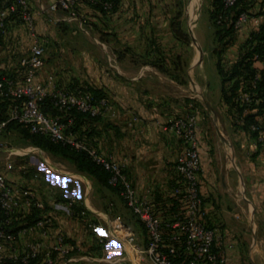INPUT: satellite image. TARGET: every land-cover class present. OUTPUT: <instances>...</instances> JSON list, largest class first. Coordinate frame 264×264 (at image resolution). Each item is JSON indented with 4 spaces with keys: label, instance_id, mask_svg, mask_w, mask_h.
Wrapping results in <instances>:
<instances>
[{
    "label": "crops",
    "instance_id": "0c3cea01",
    "mask_svg": "<svg viewBox=\"0 0 264 264\" xmlns=\"http://www.w3.org/2000/svg\"><path fill=\"white\" fill-rule=\"evenodd\" d=\"M36 2L39 3L38 0ZM168 2L170 0H119L116 9L110 13H101L83 4L77 9V19L69 18L62 12L48 14L47 0L38 5L42 14H48L54 22L77 21L81 24L83 19L94 22V26H102L105 36L102 44L109 45L106 41L113 39L114 45L122 47V54L129 57L132 53L148 56L151 54L148 41L151 44L162 36L177 43L166 15ZM200 6L199 0H190L187 12L198 11ZM252 11L255 15L262 12V8L255 4ZM195 18L193 16L192 20L197 28L200 16ZM263 22L261 14L248 19L235 43L225 53L228 63L236 60L238 50L249 33L257 30ZM161 30L165 32L163 35ZM32 44L33 37L24 23L8 21L6 34L0 37V71L16 79L22 78L23 71L17 59L28 54ZM161 71L158 66L136 64L126 58L122 62L116 61L111 78L107 77L109 75L99 76L94 86L108 94L119 115L95 122L90 130L98 152L123 164L137 194L148 197L158 214L166 215L175 209L171 205L170 194L175 180L174 165L182 144L172 133L163 132L161 127L179 118L176 116L181 114L183 107L179 105L177 109V97L169 95L168 89L177 87V83L169 78L161 79ZM149 72L152 74L148 75ZM53 74V66L47 61L36 80L44 81ZM54 79L58 87L68 88L59 81L64 82L59 74ZM191 83L199 88V82L191 80ZM206 103L212 106L209 109L215 116L214 110L221 105V91L217 99L210 98ZM224 110L220 112L225 128L222 132L216 129L214 134L202 116L190 115L195 117L197 128L201 166L198 184L207 211V223L218 230L216 248L227 264H264V157L250 134L231 126ZM214 116L207 113L208 119H214ZM34 151L43 154L33 146L18 151L24 155L16 157V160L23 161ZM22 167L26 168L18 166V170ZM10 179L17 180L14 177ZM37 181L31 177L30 183L35 185ZM117 199L116 212L120 210L123 214V204L118 196ZM71 203H68L70 207ZM126 223L135 232L139 231L136 224ZM80 234L83 235V232ZM138 234L143 240V230ZM125 256L133 261L131 256Z\"/></svg>",
    "mask_w": 264,
    "mask_h": 264
},
{
    "label": "built area",
    "instance_id": "2783aa9c",
    "mask_svg": "<svg viewBox=\"0 0 264 264\" xmlns=\"http://www.w3.org/2000/svg\"><path fill=\"white\" fill-rule=\"evenodd\" d=\"M11 1L13 4L9 10L14 12L16 8L20 9L21 20L30 31L33 44L28 54L19 61L23 71L22 78L0 75V100L10 103L5 119H0V137L7 125L14 122L25 127L31 134L48 138L52 143L87 153L109 174V186L118 190V197L123 205L142 227L144 239L139 238L116 212L115 205L110 203L107 214L112 218L108 222V231L104 232V241L100 239L105 249L118 250L131 256L133 261H148L150 264H227L216 248L218 230L207 223V211L199 191L198 175L201 166L195 117L175 118L161 127L163 132L172 133L181 142L182 150L175 161V180L170 194L171 205L175 209L169 214L160 215L148 197L137 194L123 164L98 152L70 132L72 119L63 122L60 116H53L41 109L42 103L48 99L61 112L75 110L103 119H114L119 115V111L108 98L96 99L84 89L60 88L52 75H48L44 81L36 80L38 72L44 66L45 47L35 35L29 0ZM222 1L225 9L232 8L236 3V0ZM47 2L48 14L62 12L72 19L78 18L77 9L83 4L105 12H110L113 7V0ZM248 19L247 13H241L235 21V28L240 30ZM6 31L4 17L0 14V35L4 37ZM260 65L264 69V60ZM236 101L242 105L258 103V99L247 90L240 91ZM246 113L247 109H244L243 114ZM249 129L256 134L254 141L264 154L263 123H252ZM0 154L5 158L0 169V264L5 260L14 264H30L39 256L42 257V264H54L55 256H68L72 250L71 245L63 234L53 232V215L46 213L47 206L39 199L36 190L21 186L8 177L16 166L12 158L24 154L5 147L1 140ZM19 172L25 175L29 173L23 167ZM37 177L36 174L32 175L33 180H37ZM67 207L69 212L70 207ZM33 209L41 212V218L35 224L16 233L8 230L18 215H28ZM91 228L94 231L100 229L95 224ZM51 235L53 239L50 238Z\"/></svg>",
    "mask_w": 264,
    "mask_h": 264
},
{
    "label": "rangeland",
    "instance_id": "374dc122",
    "mask_svg": "<svg viewBox=\"0 0 264 264\" xmlns=\"http://www.w3.org/2000/svg\"><path fill=\"white\" fill-rule=\"evenodd\" d=\"M36 1L29 0V3L32 13H35L36 36L45 47L44 63L46 64L48 61L53 66V73H55L53 76L58 77L59 74L60 79L64 80V82L59 80L62 85L70 87L71 82H77L95 87L94 83L97 78L102 75H109L107 77L111 78L115 62H122L124 58L136 64L155 65L162 69L159 72L161 79L169 78L178 85L168 89L169 95L177 97L175 107L177 109L180 106L183 107L181 114H177L176 117L202 116L213 134L216 129L222 132L225 128L221 116L223 106L216 107L214 116L213 111L209 109L212 106L206 103L208 99L215 100L220 95L221 80L217 73L218 58L214 51L217 53L223 48L222 43L217 41L214 36V24L210 18V0H199L201 8L198 11L193 10L192 13L187 12L190 0H180V2L170 0L168 2L166 9L168 22L179 15L175 20H178L180 27L187 33L188 45L179 42L173 43L170 38L162 36L165 32L161 30L162 37L160 39L154 40L151 44L148 41V50L151 54L140 56L132 53L129 57L122 54V47L114 45L113 39L106 41L109 45L102 44L105 37L102 34L104 31L102 26H94V22L83 19L81 24L77 21L54 22L48 14H42V10L39 8L38 4L44 3L45 0H38L39 3ZM193 16H196L195 19L200 16L197 28L193 23ZM248 16L249 19L253 17L250 13ZM21 23L23 24V22ZM25 27L27 26L25 25ZM243 27L240 30L235 28L237 35ZM26 32H28L27 29ZM226 52L222 57L224 67L227 66V59L224 57ZM26 55L23 54L17 60L20 61ZM147 74L151 75L152 72ZM191 80L199 82V88L193 86ZM207 113H211L215 118L208 119ZM226 117L230 121L227 115ZM230 124L234 127L231 121ZM0 140L5 147L15 151L21 152V149L33 147L17 130L3 132ZM40 150L43 151V154H36L34 151L24 157L23 161L13 157L16 166L15 170L8 174V177L17 178L15 180L19 185L36 190L39 199L47 206L46 213L53 215V232L63 234L72 246L68 256L55 259L54 264H150L148 261H132V263L126 259L123 253L118 250L105 249L99 242L100 239L104 241V232L108 231L107 223L112 217L107 214L106 208L110 203L114 205L117 203L116 193L98 184L91 175L78 170L65 158ZM262 155L264 157L263 153ZM4 163L5 159L0 154V169ZM18 166H25L28 171L36 174L38 176L37 184L30 183L33 173L29 172L23 175L19 172ZM70 202H72L75 211L74 216L71 211L69 213L66 209ZM55 205L59 206L55 207ZM123 207L125 214H121L120 210L117 212L130 225L136 224V228L139 229L138 233L142 232L140 224L124 205ZM115 208L118 207L115 206ZM77 224L78 226H76ZM92 224L99 226L100 229L94 231L91 228ZM81 231L83 235L80 234ZM53 235L50 236L51 239H53ZM78 236H86L88 239H81Z\"/></svg>",
    "mask_w": 264,
    "mask_h": 264
},
{
    "label": "trees",
    "instance_id": "16d2710c",
    "mask_svg": "<svg viewBox=\"0 0 264 264\" xmlns=\"http://www.w3.org/2000/svg\"><path fill=\"white\" fill-rule=\"evenodd\" d=\"M180 2V0H177ZM119 3V0H113L112 11H114ZM13 4L11 0H0V14L3 15L6 24L8 21L23 22L20 17V9L16 8L14 12H11L10 6ZM255 4L262 8V12L253 14L252 8ZM264 0H236L235 5L230 9H225L222 0H211L210 4V18L214 24V36L222 43L221 51L214 54L217 56L216 68L217 73L221 80V105L225 108V113L232 122V125L236 129L246 131L255 140L256 134L252 133L249 129V125L252 123L262 122L264 125V69L261 68L260 62L264 60V22L258 27L257 30H253L249 33L244 43L240 46L237 54V58L234 62L228 63L227 66L222 65V57L234 43L237 37V31L235 29V21L237 17L245 12L251 16L263 15L264 16ZM97 9L101 13L105 12L101 9ZM179 16V15H178ZM176 16V18H178ZM249 17V16H248ZM175 18V19H176ZM172 19L170 21V31L173 38L184 45L189 44V37L187 33L180 27L178 20ZM0 37H2L0 35ZM0 75H8L5 72L0 71ZM69 90H86L96 98H108L109 96L102 89L91 87L88 84L74 82L69 85ZM247 90L258 99L257 104L242 105L236 101V96L240 91ZM10 103L0 100V119H5L6 112L8 111ZM41 109L53 116H60L63 122H67L68 119H72V125H70L69 131L76 134L80 139H83L89 146L94 147L97 151L96 145L91 138L93 132H91V126L99 121L103 120L100 117H91L88 114L80 113L75 110L71 111H59L54 108L50 100H45L42 103ZM247 109V113L244 115L243 111ZM242 120V122H240ZM17 130L28 140L34 147H38L49 153L59 155L72 164L75 167L89 175H91L98 184L105 186L116 193L118 196V190L112 188L108 184L109 174L104 171L98 164H96L88 155L83 151H76L70 149L61 144L52 143L48 138L36 134H31L25 128L10 122L5 131ZM4 131V132H5ZM259 146V145H258ZM71 213L75 214L74 208L71 203ZM41 218V212L33 209L28 215H18L9 227V231L16 233L22 228L29 227L35 224ZM59 258L58 256L54 257ZM42 257L39 256L36 260L30 264H42ZM1 264H14L8 260H5Z\"/></svg>",
    "mask_w": 264,
    "mask_h": 264
}]
</instances>
